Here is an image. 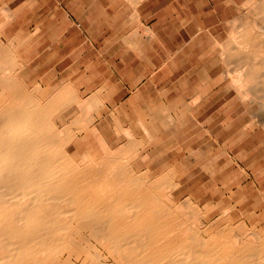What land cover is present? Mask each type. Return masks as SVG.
Returning <instances> with one entry per match:
<instances>
[{
	"label": "bare ground",
	"instance_id": "obj_1",
	"mask_svg": "<svg viewBox=\"0 0 264 264\" xmlns=\"http://www.w3.org/2000/svg\"><path fill=\"white\" fill-rule=\"evenodd\" d=\"M36 2L0 0V264H264V0L238 7L199 57L212 55L205 86L179 97L190 67L180 79L167 66L189 41L159 65L171 48L147 27L124 38L139 61L128 78L98 85L90 61L74 81L79 62L65 77L66 48L41 43L94 30L95 8L46 0L42 22L10 34ZM140 18L135 7L134 28ZM216 97L228 115L212 116ZM168 147L177 165L162 167Z\"/></svg>",
	"mask_w": 264,
	"mask_h": 264
},
{
	"label": "rangeland",
	"instance_id": "obj_2",
	"mask_svg": "<svg viewBox=\"0 0 264 264\" xmlns=\"http://www.w3.org/2000/svg\"><path fill=\"white\" fill-rule=\"evenodd\" d=\"M226 1L227 0H155L154 8L148 11V9L146 8V2H144L143 0L139 3L132 0H81L83 6L86 7L84 8L85 16L88 14L91 7L95 8L94 14L95 19L98 23L97 27L95 28L96 30L94 29L92 31H87V33L82 32L81 30H76L75 33L63 37L62 39H60V41L58 39L54 40L49 36L42 40L41 47H46L45 49H47L51 47L56 48L59 46H63V48L65 47L67 49H65V51L62 53V56L64 57L70 56L69 66L67 67L70 70H68V72L65 74V77H67V75L69 77L72 76L71 65L73 63L79 62L80 64V67L76 68L78 74L76 73L73 75V79L74 81H76L79 77H81V75H83V71L86 69V66L88 64H90L92 61H97V63L100 64L98 66L99 74L97 75L99 81L98 85L107 82V85L112 86L116 79L121 80L124 78H128V76L133 71V67H135V64L139 62L138 59L133 58L128 49V46L125 42H123L124 38L127 37L128 34L134 33L138 36H142L140 34L146 33L148 28H151L154 31L156 30L155 32L158 33L163 32V36L167 41L166 45H169L171 49H169L167 52L164 51L156 58V63L159 65L163 64L166 61L169 52L171 54L175 48H178L181 45H185L189 41L186 44V50L188 52L185 58H172L167 66L168 69H171V74H173L175 77H180V79H182L181 77H183V75L185 74V66L190 67L189 75L191 76V78L187 81L186 79L185 81H182L183 83L177 90V94L179 97L184 92H190L195 90L197 87L205 86L206 78H204V75L207 72H210V66H208L209 64H206L208 63V60L212 57V55L209 54L208 57H206L204 61H202L199 59L201 53L207 50L211 45H213V43L217 39L220 40L221 38L230 36L232 31L231 20L234 18L235 14H237L238 7H242L241 9L245 10V8L243 7V3L245 2V0H233L232 2L227 1V3ZM45 2L46 0H37L35 8H27L26 10H24L25 13H21V16L16 22L18 26L15 24L17 27L14 26L15 29L12 27L10 30V34L17 33L19 28L21 27L20 24H23L22 26L25 25V29L27 31H29V29H27L26 27L28 22L32 24V28L36 26L42 18L33 16L34 10L38 8L39 4L41 5ZM101 4L104 6H102ZM135 7L139 8L141 11V23L136 28H134L132 24V13L133 11H135ZM107 10H109L108 13ZM105 14L106 16H104ZM193 14L197 16L196 20L192 17ZM42 20L40 22H42ZM198 23L204 25L205 33L201 35L197 41L192 42V39L197 36L196 28ZM115 27L118 28L116 29ZM103 28L105 30H103ZM122 28L123 30H121ZM12 30L16 31L13 32ZM27 31H25V33ZM23 33L24 32H21V37H26L29 34L28 32L26 33V35H24L25 33ZM79 38L81 39V41ZM92 39L95 40V44L91 43ZM5 41H7V38H5ZM94 50L95 52H93ZM75 53H77L78 56H73ZM101 59L103 60V62H101ZM38 61L39 63L42 62L43 66L47 68L45 59L43 61L42 59H37L36 63L34 62V66L32 65V67H36L38 65ZM203 63L205 64V66H203ZM44 67H42L43 69L40 76L44 75L48 70L44 69ZM196 70L199 71L198 74H196ZM37 77L38 76L32 78L31 80H37ZM212 81L213 80H210L211 83H213ZM167 82L165 81V83ZM50 84L51 81L49 80V78H47L44 86H49ZM216 100L217 97L214 98L210 103L213 109V112H211L212 116L217 115L218 111L228 115L230 112L228 108L226 110V106L222 105V109L219 110L215 108L218 107L217 104L219 102V100ZM216 110L217 112L215 113ZM259 140H261V136H259L254 141V143L258 142ZM169 148L172 147H168V149L164 148L163 152H165L164 154H166L167 152V154L162 158V167H166L167 165H177L176 160L178 161V159L173 155V150ZM162 169L165 170V168ZM207 200L209 201L210 198L206 193L193 195V201L195 203H198V201L200 203H205V201Z\"/></svg>",
	"mask_w": 264,
	"mask_h": 264
}]
</instances>
